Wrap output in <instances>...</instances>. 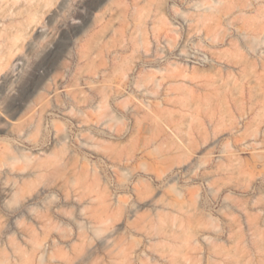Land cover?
Here are the masks:
<instances>
[{
	"label": "rangeland",
	"instance_id": "1",
	"mask_svg": "<svg viewBox=\"0 0 264 264\" xmlns=\"http://www.w3.org/2000/svg\"><path fill=\"white\" fill-rule=\"evenodd\" d=\"M0 264H264V0H0Z\"/></svg>",
	"mask_w": 264,
	"mask_h": 264
}]
</instances>
